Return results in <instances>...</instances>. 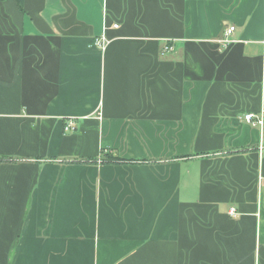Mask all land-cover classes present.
Segmentation results:
<instances>
[{
    "label": "crops",
    "instance_id": "1",
    "mask_svg": "<svg viewBox=\"0 0 264 264\" xmlns=\"http://www.w3.org/2000/svg\"><path fill=\"white\" fill-rule=\"evenodd\" d=\"M263 105L264 0H0V264H264Z\"/></svg>",
    "mask_w": 264,
    "mask_h": 264
},
{
    "label": "built area",
    "instance_id": "2",
    "mask_svg": "<svg viewBox=\"0 0 264 264\" xmlns=\"http://www.w3.org/2000/svg\"><path fill=\"white\" fill-rule=\"evenodd\" d=\"M113 28H117V25L114 24ZM233 32H234L233 26H229L225 29L224 35L226 39L224 40V42L226 44L231 42L228 38L232 35ZM106 42L107 40L105 37V29H104L102 35L99 38L95 39V46H97L101 51H104L106 48ZM171 51H172L171 45L167 44L161 50V54L164 55ZM242 121L252 127L262 128L264 125V105L259 115L245 114L242 116ZM75 129H76L75 124L72 121L66 122L63 127L64 132H73ZM231 212H233V210H231Z\"/></svg>",
    "mask_w": 264,
    "mask_h": 264
},
{
    "label": "trees",
    "instance_id": "3",
    "mask_svg": "<svg viewBox=\"0 0 264 264\" xmlns=\"http://www.w3.org/2000/svg\"><path fill=\"white\" fill-rule=\"evenodd\" d=\"M102 163H108V164H114V165H120V164H124L125 161L118 158V157H112L110 153L108 152H105V151H102ZM2 162H8V159L7 158H0V163ZM81 162H85V163H95L96 161H93V160H84V161H81Z\"/></svg>",
    "mask_w": 264,
    "mask_h": 264
},
{
    "label": "rangeland",
    "instance_id": "4",
    "mask_svg": "<svg viewBox=\"0 0 264 264\" xmlns=\"http://www.w3.org/2000/svg\"><path fill=\"white\" fill-rule=\"evenodd\" d=\"M101 155H102V153H101ZM137 162H142V161H137Z\"/></svg>",
    "mask_w": 264,
    "mask_h": 264
}]
</instances>
